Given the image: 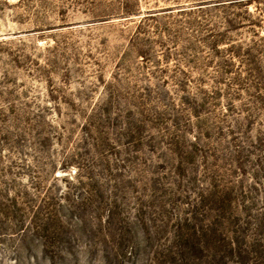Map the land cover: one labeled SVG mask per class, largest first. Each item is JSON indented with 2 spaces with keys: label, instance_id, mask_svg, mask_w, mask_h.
Listing matches in <instances>:
<instances>
[{
  "label": "rangeland",
  "instance_id": "1",
  "mask_svg": "<svg viewBox=\"0 0 264 264\" xmlns=\"http://www.w3.org/2000/svg\"><path fill=\"white\" fill-rule=\"evenodd\" d=\"M0 264H264V0H0Z\"/></svg>",
  "mask_w": 264,
  "mask_h": 264
}]
</instances>
